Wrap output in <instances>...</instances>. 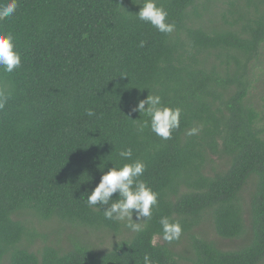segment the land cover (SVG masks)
Here are the masks:
<instances>
[{
  "label": "trees",
  "instance_id": "trees-1",
  "mask_svg": "<svg viewBox=\"0 0 264 264\" xmlns=\"http://www.w3.org/2000/svg\"><path fill=\"white\" fill-rule=\"evenodd\" d=\"M159 3L170 34L136 18L143 0H18L0 22L22 58L0 71V264H264V116L249 100L264 0ZM149 94L182 109L171 139L140 131L150 118L133 109ZM126 148L158 193L140 232L86 203L109 168L131 162ZM165 216L178 240L163 239ZM54 221L51 237L34 225ZM207 222L239 243L203 237ZM80 230L119 240L97 250Z\"/></svg>",
  "mask_w": 264,
  "mask_h": 264
},
{
  "label": "clouds",
  "instance_id": "clouds-1",
  "mask_svg": "<svg viewBox=\"0 0 264 264\" xmlns=\"http://www.w3.org/2000/svg\"><path fill=\"white\" fill-rule=\"evenodd\" d=\"M17 8L18 0L0 3V22L13 16ZM135 16L160 33L170 34L175 30V24L169 21V13L159 0H143L142 7ZM21 66L22 58L16 48L13 34L0 29V71L11 74ZM9 97L10 93L6 89H0V109L4 108ZM133 111L150 118L143 121L140 131L146 127L150 128L163 140L171 139L172 133L180 127L182 109L163 105L159 95L149 94L146 99H138ZM86 112L89 117L95 115L91 109ZM198 131V128H192L187 134L195 135ZM118 155L122 160L131 162L109 168L94 189L87 194L86 203L95 210H103L105 219L126 221V227L132 232H140L147 226L148 220L152 217L153 208L158 205V193L140 179L146 165L142 160H132L131 148L121 150ZM114 196L117 198L113 199ZM159 223L165 241L178 240L182 235V226L179 221H171L165 216L161 217ZM143 260L144 264H153L147 254L144 255Z\"/></svg>",
  "mask_w": 264,
  "mask_h": 264
},
{
  "label": "rangeland",
  "instance_id": "rangeland-1",
  "mask_svg": "<svg viewBox=\"0 0 264 264\" xmlns=\"http://www.w3.org/2000/svg\"><path fill=\"white\" fill-rule=\"evenodd\" d=\"M258 67L262 76L260 80H258V82L255 83L254 89L252 90L249 96V100L252 105L259 108V110L262 113V116H264V108H262L264 105V49L261 52V56L258 62ZM257 71L258 68L256 67V72ZM34 225L40 234L46 235L47 237H51V233L53 232V230H56V228L58 227L55 221L45 222L41 224L36 223ZM80 233L86 234L88 241L92 243L97 248V250H102V251L110 249L113 246V244L119 240V237L113 236L107 232L97 233L92 231L91 233L90 232L88 233L87 230H80ZM199 234L202 235L203 237L216 241L225 250L233 248L236 246L237 243H239L237 242V240H224L216 237L212 229V226L209 222L199 227Z\"/></svg>",
  "mask_w": 264,
  "mask_h": 264
}]
</instances>
